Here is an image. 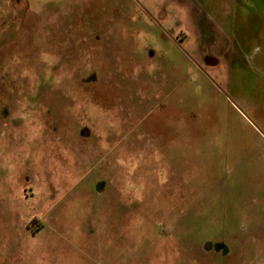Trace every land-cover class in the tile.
I'll return each mask as SVG.
<instances>
[{
	"label": "rangeland",
	"instance_id": "1",
	"mask_svg": "<svg viewBox=\"0 0 264 264\" xmlns=\"http://www.w3.org/2000/svg\"><path fill=\"white\" fill-rule=\"evenodd\" d=\"M0 264H264V0H0Z\"/></svg>",
	"mask_w": 264,
	"mask_h": 264
}]
</instances>
